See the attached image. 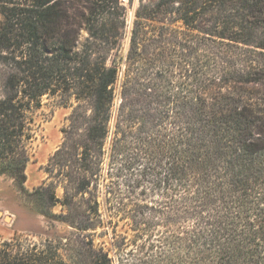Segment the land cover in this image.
<instances>
[{"label":"trees","instance_id":"1","mask_svg":"<svg viewBox=\"0 0 264 264\" xmlns=\"http://www.w3.org/2000/svg\"><path fill=\"white\" fill-rule=\"evenodd\" d=\"M126 29L124 0H0V175L26 190L34 113L46 95L79 103L72 120L86 122L82 169L95 175L121 64L123 97L140 60L159 64L163 79L174 65L180 130L167 129L163 115L147 137L153 146L126 169L148 156L140 176L164 198L152 210L165 216L164 241L184 264H264V0H140L121 56ZM150 85L151 76L144 93L153 97ZM42 245L0 241V264H67L53 243Z\"/></svg>","mask_w":264,"mask_h":264},{"label":"rangeland","instance_id":"2","mask_svg":"<svg viewBox=\"0 0 264 264\" xmlns=\"http://www.w3.org/2000/svg\"><path fill=\"white\" fill-rule=\"evenodd\" d=\"M124 3L127 29L121 56L129 50L140 0ZM176 25L182 26L180 22ZM82 35L87 34L82 31ZM173 37L168 34L163 43L167 54ZM150 50L158 49L154 45ZM196 55L190 56L193 61ZM136 66L140 69L137 83L123 97L125 65L121 64L95 175L82 169L88 143L86 122L72 120L79 103L66 95L44 96L41 108L34 113L26 190L21 191L10 175H0V241L16 236L25 247L50 241L67 264H184L182 250L171 251L169 240L164 241L170 236L165 216L152 210L164 198L140 176L143 168L139 163L146 166L148 156L134 165L137 170L126 169L128 159L145 156L144 151L153 146L147 137L159 130L163 115L167 129L180 130L184 93L179 70L170 66L163 79L156 76L162 70L159 64L142 59ZM150 76L156 82L148 92L153 97L144 93ZM82 106L80 111L89 115V106ZM175 120L176 125L171 123Z\"/></svg>","mask_w":264,"mask_h":264}]
</instances>
